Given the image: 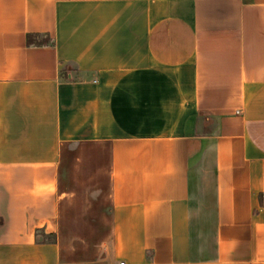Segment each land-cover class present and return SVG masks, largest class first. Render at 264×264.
Masks as SVG:
<instances>
[{
	"label": "crops",
	"instance_id": "1",
	"mask_svg": "<svg viewBox=\"0 0 264 264\" xmlns=\"http://www.w3.org/2000/svg\"><path fill=\"white\" fill-rule=\"evenodd\" d=\"M0 264H264V0H0Z\"/></svg>",
	"mask_w": 264,
	"mask_h": 264
},
{
	"label": "rangeland",
	"instance_id": "2",
	"mask_svg": "<svg viewBox=\"0 0 264 264\" xmlns=\"http://www.w3.org/2000/svg\"><path fill=\"white\" fill-rule=\"evenodd\" d=\"M63 227L67 233H69L73 236L78 235V234H83L85 230H87V233L85 235H88V236L91 233L95 232V229L92 226H88V228H87V226H83V225H80V226L79 225H76V226L67 225V226H63ZM85 227H86V229H85ZM43 238L46 239V236H43ZM49 239H53V238L49 237ZM82 243L89 246V245H97V243H99V242H97L95 240H90V241L87 240L86 242H82Z\"/></svg>",
	"mask_w": 264,
	"mask_h": 264
},
{
	"label": "trees",
	"instance_id": "3",
	"mask_svg": "<svg viewBox=\"0 0 264 264\" xmlns=\"http://www.w3.org/2000/svg\"><path fill=\"white\" fill-rule=\"evenodd\" d=\"M36 41H37V39H36L35 35H30L28 37V42L31 44H34ZM41 240H45V239L38 236V241H41Z\"/></svg>",
	"mask_w": 264,
	"mask_h": 264
}]
</instances>
